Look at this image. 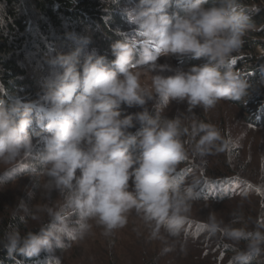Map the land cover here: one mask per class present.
<instances>
[{"label": "clouds", "instance_id": "1", "mask_svg": "<svg viewBox=\"0 0 264 264\" xmlns=\"http://www.w3.org/2000/svg\"><path fill=\"white\" fill-rule=\"evenodd\" d=\"M205 5L206 0H126L121 13L135 27L131 33L117 30L122 38L111 46L115 59L85 54L89 38L70 37L77 44L72 51L46 58L51 71L39 100L0 98L3 175L15 178L19 162L28 159L32 166L26 175L35 183L46 178L43 189L62 197L34 210L21 200L14 218L22 211L28 214L20 217L23 222L40 219L39 213L48 219L36 231L9 226L0 235V249L28 258L46 252L48 258L39 262L55 264L57 257L52 260L50 254L64 247L70 233L83 240L100 227L108 236L124 228L133 212L151 229L153 240L184 231L199 193L177 179V168L190 155L205 157L217 150L222 135L210 122L194 115L168 117L165 109L175 101L187 103V114L198 107L208 112L222 100H239L253 90L235 69L234 58L251 26L250 10L241 0ZM174 6L180 11H170ZM161 56L205 58L206 63L173 69L158 62ZM122 106L142 110L123 115ZM34 115L46 134L30 133ZM235 216L225 224L210 213L203 227L231 246L228 264H250L253 257L259 264L264 223L249 229L241 222L242 211Z\"/></svg>", "mask_w": 264, "mask_h": 264}, {"label": "rangeland", "instance_id": "2", "mask_svg": "<svg viewBox=\"0 0 264 264\" xmlns=\"http://www.w3.org/2000/svg\"><path fill=\"white\" fill-rule=\"evenodd\" d=\"M249 1L250 6L249 8L246 7V10H264V0ZM123 5L125 3L119 6L120 11ZM263 30L264 23L261 26L251 24L244 38V46L248 44L247 40L252 37L253 32H264ZM259 39L262 43L253 47L252 50L241 49L234 54L235 69L247 78L249 75L252 76L251 65L255 60L259 59L261 61L259 65L264 64V37ZM65 48L66 50H63L62 53L59 52V54L69 53L67 46ZM37 49L39 47L36 45L34 50ZM34 50H29V48L24 50L23 64L27 74L23 78L27 80L22 85L25 86V90L30 88L31 85L36 86V93L41 91L45 70L41 68L40 71H37L33 67V57H36ZM185 58L189 64H185L186 62L176 56H161L158 62L169 64L173 69L182 68L184 70L193 65L206 63L205 58L198 60L190 57ZM250 59L252 60L247 62ZM171 74L173 73L165 72V75ZM150 76L151 73H148L145 79ZM248 80L251 81L250 78ZM262 86H264V79L262 80ZM250 99L247 96L241 98L238 102L222 100L214 109L204 112L202 108L198 107L193 110L194 114L186 113V102L177 103L173 101L165 109L164 115L168 117L179 114L194 115L196 119L214 124L222 135V141L219 142L218 149L205 157L190 155L189 159L194 162L192 164L196 165L198 163L208 171L209 175L219 176L221 179L233 173H239L247 178V180H244L245 183H250L249 180H251L262 188L264 186V126H258L251 121L253 107H249L251 105ZM153 103L152 101L149 102L150 109H152ZM141 110L138 107L128 108L122 106L123 115ZM132 131L135 132L136 129H132ZM42 147V143L38 145V149ZM22 165L25 167L32 166L28 159L21 160L18 169ZM186 165H188L187 160L181 162L178 169L186 168ZM195 165H192L193 171L191 170L190 175L197 178ZM5 170L4 166H0V221L2 218L11 217L21 200L30 210H34L36 205H54L62 199L58 193L54 191L48 193L43 189L42 185L46 178H37L35 183L33 177L22 171L15 178L4 180L2 175ZM180 173L183 174V171H180ZM194 178L184 177L183 179L186 183L191 184V182L197 180ZM249 185L251 184L241 186L236 193L239 194L242 189H245L251 193L249 195L231 197L222 201H215L206 197L196 199L192 205L190 221L186 224L184 231L177 237H170L165 234L163 240L151 239V229L133 212L129 217L128 224L124 228L114 231L111 235H104L103 229L100 227H94L92 233L83 240L74 239L73 234L70 233L65 238L64 247L55 248L54 252L50 254V258L57 257L55 264H228L230 257L233 255L231 246L219 235L209 236L206 230L199 236L201 232L199 223L204 225L209 214L214 213L218 219L228 224L236 219L235 213L238 210L243 212L241 222L249 229H253L256 223H264V197L261 199L264 195L258 194L259 189L257 187H255V190L247 188ZM18 215L19 217L28 216L27 213L22 211ZM39 217L38 220H32L29 217L22 224L26 228L38 230L48 219L46 213H39ZM259 217L262 220H259ZM219 244H225L223 245L225 248L222 249ZM203 247L208 249V256L203 252ZM221 256H223L222 259ZM259 261L264 264V257L259 258ZM34 264L42 263L38 261Z\"/></svg>", "mask_w": 264, "mask_h": 264}, {"label": "trees", "instance_id": "3", "mask_svg": "<svg viewBox=\"0 0 264 264\" xmlns=\"http://www.w3.org/2000/svg\"><path fill=\"white\" fill-rule=\"evenodd\" d=\"M123 3H126V0H120L119 4L111 5L104 4L102 0H0V16L3 17L4 21L3 26H0V86L3 87V91L0 92V98L7 100L9 96L15 95L24 101L39 100L45 91L44 81L51 71L46 58L57 55L59 52L62 53L63 50H66L65 46H67L69 52L72 51L77 44L75 39L70 37L89 38L90 42L85 48V54L95 52L97 55L107 57L108 60L115 59L111 46L122 38L117 34V30L131 33L135 27L128 22L127 18L118 9ZM249 3V0H241V4L245 9L246 7L249 8ZM211 4L212 0H206L205 6H211ZM170 11H180V9L174 6ZM250 14L252 16V25H263L264 10L259 11L257 9L250 11ZM263 37L264 32H253L252 37L247 40L248 44L243 46L242 50H252L253 47L262 43L259 38ZM255 38L257 40H254ZM36 45L39 49L34 50ZM26 48L34 50V53H36V57H33V67L37 71H40L41 68L45 70L40 92L35 93L37 87L34 85H31L26 90L25 86L22 85L27 80L23 78L27 74L23 64L24 50ZM83 61L84 56L82 55L81 64H83ZM182 61L186 62L185 64H189L186 58H183ZM260 62L258 59L252 63V76H248L253 85V90L249 95L251 98L249 107H253L251 121L258 126H264V86H262L264 64L259 65ZM25 93L28 94L24 95ZM233 101L238 102L240 99ZM29 131L34 137L36 133L46 134L44 129L35 122V115L33 125ZM187 162L186 168H177V179L184 177L194 178L190 173L193 168L192 165L195 164H192L194 162L190 159ZM195 166L198 177L194 178L197 180L191 182V185L199 193L198 198L204 199L206 197L215 201H222L231 197L249 195L251 193L245 189L236 194L237 190L246 184H251L247 186L251 190H255V187H257L259 189L258 194L264 195V186L261 188L257 183L255 184L249 179L250 183H245L244 180H247V178L239 173H233L221 179L219 176L209 175L208 171L203 169L198 163ZM30 168L31 166L25 167L22 165L20 169L17 168V171H20L19 173L21 174L22 171L28 172ZM180 171H183V174ZM2 178L4 180L9 179L4 175H2ZM259 220H262L261 217H259ZM22 222L19 215L15 218L13 216L2 218L0 221V235L9 226L19 228L21 232L32 230L26 228ZM199 230L201 231L199 236L205 232L203 225L200 223ZM33 231H36V229ZM219 245L222 249L225 248L223 246L225 244ZM202 249L205 255L208 256V249L206 247ZM48 255L46 252H42L39 256L28 258L20 255L17 251L10 256L7 250L0 249V264H34L41 259H47ZM250 264H257V259L253 257ZM259 264H263V262L259 261Z\"/></svg>", "mask_w": 264, "mask_h": 264}]
</instances>
